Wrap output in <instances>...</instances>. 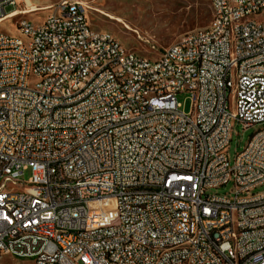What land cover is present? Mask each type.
Here are the masks:
<instances>
[{
  "label": "built area",
  "instance_id": "built-area-1",
  "mask_svg": "<svg viewBox=\"0 0 264 264\" xmlns=\"http://www.w3.org/2000/svg\"><path fill=\"white\" fill-rule=\"evenodd\" d=\"M205 1L209 26L154 59L82 0L0 32V259L264 264V130L227 152L233 122L264 125V0Z\"/></svg>",
  "mask_w": 264,
  "mask_h": 264
},
{
  "label": "rangeland",
  "instance_id": "rangeland-1",
  "mask_svg": "<svg viewBox=\"0 0 264 264\" xmlns=\"http://www.w3.org/2000/svg\"><path fill=\"white\" fill-rule=\"evenodd\" d=\"M40 11L21 14L0 24V32L9 36H19L18 25L27 20L34 25L41 24L53 10L59 0H26ZM87 8V17L93 30L106 32L115 37L126 49L147 58H157L166 48L178 43L185 35L205 29L209 26L212 13L205 0H82ZM25 2L17 7L7 6L6 13L30 12ZM178 102L186 114L192 111V101L188 94L178 95ZM231 110H233L231 108ZM264 130V125L250 129L238 123H232V141L227 150L231 166L236 157L248 145L251 137ZM31 171L25 172L19 180L28 182ZM264 193V186L251 194ZM208 194L221 196L235 195V186L231 182L225 188L213 189ZM0 264H32L29 260L3 256Z\"/></svg>",
  "mask_w": 264,
  "mask_h": 264
},
{
  "label": "bare ground",
  "instance_id": "bare-ground-1",
  "mask_svg": "<svg viewBox=\"0 0 264 264\" xmlns=\"http://www.w3.org/2000/svg\"><path fill=\"white\" fill-rule=\"evenodd\" d=\"M29 6L31 8L30 12H16L14 11L11 15H9L8 17L0 20V24L9 20V19H13L15 17H18L21 14H28V13H34L37 11H40L39 9L35 8V6L32 5V3L29 2ZM138 59H145V57L140 56L138 54ZM209 234H220V227H209Z\"/></svg>",
  "mask_w": 264,
  "mask_h": 264
}]
</instances>
